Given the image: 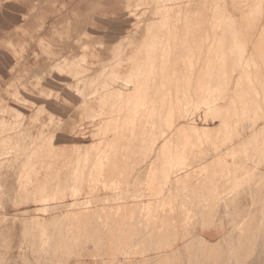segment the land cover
<instances>
[{
	"label": "rangeland",
	"instance_id": "rangeland-1",
	"mask_svg": "<svg viewBox=\"0 0 264 264\" xmlns=\"http://www.w3.org/2000/svg\"><path fill=\"white\" fill-rule=\"evenodd\" d=\"M25 1L26 3L28 2V0ZM25 1L0 0V7L3 6L2 9L0 8V19H6L7 22H11V17H15L14 13L16 15L19 14L15 6L20 4V6L26 7ZM199 1L202 2V5L204 4V0ZM238 1V3H233V5L244 4L242 0ZM10 2L12 3L9 4ZM31 2L34 3L36 8L27 17L34 19L35 25L28 27V29L19 30L17 28L15 31L26 38V41L22 42L23 44L20 47L25 50L23 54L27 55L28 52L29 60L20 59L18 68L22 69L25 63H28L29 67L25 79L21 80L20 92H25V95L27 93L32 97L35 103L32 108L28 106L29 108L22 107V109H18L17 107L21 111V114L13 115L11 113V108L6 105L7 103H22L26 101L22 100L21 97L16 99L14 95L5 99L12 93L11 91H13L15 83L12 82L11 74L5 77L4 72L0 68V82L4 85L11 82L6 88H3L4 93L0 96V102L1 100L3 101L0 107V118L8 126L13 124L19 127L15 131L7 129L6 132L0 129V133L5 135V140H0V220L6 219L8 223H15L14 226L18 234L16 236L19 237L18 241L21 243L15 244V250L14 248L10 249L14 252V263L113 264L118 259L124 262L131 260L137 250V255H139L138 247H140V251L143 250L145 253L150 252L154 254L151 251L153 245V248L161 256L154 258L152 264H171V261L175 260L178 256L177 249L181 250L182 247L186 246L185 240L189 239V244L197 243V240L193 239L203 236L204 229L212 228L217 233L216 237L222 233L221 228L228 231L227 218L229 219V217H224L226 218L224 224L221 222L218 214L223 213L228 215L231 212L229 203L225 200L233 188V171L235 172L233 165L236 161H247V158H249L248 161L253 165L256 164V161L264 162L261 153V149L264 148V131L258 141L253 143L254 146L241 147L234 153L227 155L225 160L227 164L223 165L219 161H216L215 158L208 160L202 164L203 170L193 169L189 177L174 184L173 190H170L169 186L165 187L164 183L169 181V179L160 178L159 172L162 170L164 164H167L169 171L171 164L174 167L181 165L182 161L179 160L178 155L184 159L183 163L186 167L195 168L194 163L196 160H201L200 156L202 154H210L211 148L221 145L225 138L224 132L233 130L232 136H236L239 133L238 130L243 125L250 123L251 118H256L254 113L253 116H249L251 107L244 100L246 93L242 92L239 95L238 91L235 93L233 91L228 95L229 98L225 102H219L221 105L224 104L222 109L225 111H230L231 104L235 107L230 113V119L232 120L228 123L227 130L222 129L217 131L216 129L210 132V129L208 130L206 127L200 128L199 133H196L195 138L192 140L187 143L184 141V144L177 143L178 152H174L173 160L172 153L169 151H167L166 156H162L161 152H159L161 144H152L153 140L157 138L155 133L152 135L145 134L146 129L135 130L132 133V128L125 126L123 122V118L135 120L136 122H144L147 126L153 122L151 117L154 114L153 103L156 98L152 96L147 97L148 91L152 86L144 87L140 86L139 83H133L132 86L138 89L133 90L132 88L129 91L130 93L127 92L128 94L126 93L119 100L116 108L111 111L114 113L113 115L110 113L111 116L107 114L106 107L98 108L100 112L96 113V110L85 106L80 100L77 101L75 99V96H77L76 92L85 95L89 92L92 85L95 86V89L92 87L94 91L96 87L101 86L100 82L102 81L95 77L100 76V71L105 68V65L109 61L118 64L128 53L150 52L148 50L129 51L127 47L133 43L131 36L135 32L134 24H137L141 20H150V15L153 13L151 4L154 2L152 0H30L28 3ZM186 2L187 0L182 1L184 5H186ZM83 3L87 4V12L80 9ZM217 3H219L218 0H210L209 2L212 6H216ZM230 4L228 2V5ZM249 4L255 5L257 4V0L249 2ZM90 10L95 21L103 23L101 27L105 29V35L102 36V32L98 27H95L94 23L89 20L90 16L88 12ZM21 11H23L22 13H26V10ZM6 12L8 13L6 14ZM141 12L145 16H141ZM216 12V10H209L210 17L205 20L211 23L220 22V19L213 17V14ZM104 13L109 14L106 19L101 18ZM41 22H51V24L44 26L57 28L61 31V36L65 38L64 43L61 44L62 46L54 45L53 49H55V53H58L57 58L44 57L43 51H40L42 50L39 46L40 39L48 37L50 34H48V29H43ZM221 27L218 24L198 26L197 30L207 28L214 30L215 33H202L201 36L189 33V42L192 45L201 47L202 53L209 54L211 55L209 57L212 58L215 53L220 52L219 46L208 51L204 48V42L210 40L217 45H221V41L215 40L223 37L216 33ZM224 27L227 28L229 26L225 25ZM237 27L239 29L242 28L240 26ZM12 37H8L7 42L10 50L13 51L10 42L15 39H12ZM102 37L105 39L104 41L101 40ZM127 37L129 38L127 39ZM136 37L138 38L134 42L136 44H134V47H139L140 43L146 45V42L143 40L146 37L145 33H140ZM181 38L182 35H179L177 40L173 42L167 41L169 44L184 45L185 43L182 42ZM200 38L204 39V41L202 42ZM79 42H83L85 46L91 47L82 50L80 52L82 58H78L79 61L84 60L89 62L86 63L85 67L88 66L91 69V73L87 74V79L76 90L73 87L67 89L63 81L57 80L54 82L46 80L45 85L51 91V96L57 97V101L48 100V102H45L41 95L36 94L32 89L28 88L30 74L35 73L36 75L49 77L50 74H57L56 70L59 67H63L66 70L75 69L76 65L74 66L73 64L74 58L70 55L73 54L74 47L80 45ZM103 46H106V49L109 51L102 49ZM113 47L115 50L111 51ZM118 48L121 49L117 50ZM178 48H181V46ZM234 51L236 52V49ZM166 52L173 53L169 49ZM189 52L187 54L193 53L192 51ZM179 53L185 54L184 51H179ZM60 54L64 57H71L69 59V66H61L59 63L61 59L59 57ZM100 54L108 56L105 59H100L98 57ZM33 55H35L34 59L31 58ZM246 55L245 60L249 59V54ZM106 60H108L107 63L102 64ZM35 61L36 64L33 67ZM25 73L19 76L22 78ZM238 75L237 72L233 80H236ZM13 76L15 75L13 74ZM61 78L66 80V83H72L62 76ZM232 84L231 88L235 90V83ZM258 85L260 86V84ZM92 89L91 91L93 92ZM257 90L260 91L261 87L257 88ZM134 92L140 93L137 96ZM203 93L207 96V92L203 91ZM250 96H253V98L257 97L255 93ZM163 97L165 98L166 109H170V102L172 100L176 101V99H172L170 93L165 91L160 93L157 101ZM15 99L21 102H17ZM257 99L264 101L263 96H259ZM160 107L162 105H158L156 111ZM199 111L201 113H197V115L199 116L200 114L202 116V109H199ZM241 111H245L246 114L242 117L237 116V113ZM261 113H264V105L257 112L258 115ZM201 116H199L200 120L199 118L197 119V124L199 125L204 124ZM159 121L157 120V124ZM42 131L45 133L44 135L51 134L54 138L58 137L53 141V148L55 150L60 146L78 147L83 146L84 143L95 142L96 137L94 138L93 136L96 134L102 140V145L98 154L93 157H83L80 162L77 161L78 157L75 153H61V157L55 162V165H69L68 168L63 170V175L66 176L56 177L57 168L51 170L42 169L41 172L50 173V175L33 180V185L36 187H47L48 190L55 187L56 192L53 194L44 195L43 199H41L42 196L39 194L25 196L26 200L16 199L13 192H16V189L19 188L17 184L20 181L18 174L28 160L29 154L39 148V144L42 141L40 136V134H43L41 133ZM180 135L179 132H176L177 137H182ZM66 136H70V139L67 142L59 144V137L63 139ZM196 137H198L197 140ZM15 144H19L21 147L13 150ZM177 158L178 160H176ZM195 164L199 165V161ZM79 165H87V167L95 165L97 168H95L93 173L88 175L90 169L84 173L82 169L77 170L76 166ZM100 165L104 167L100 169L98 167ZM237 172L245 176L242 187L245 191L247 187L259 183L260 179H264L261 173L251 168H241ZM213 174L215 176H212ZM7 182H12V184L14 182L15 185L11 186ZM62 182L65 184L67 182L68 185L61 184ZM73 184L80 190V193H77L76 196L75 192L71 190ZM61 188H63V191H60ZM94 188H98L99 191L94 192ZM12 189H14L13 192L11 191ZM219 195L224 197L225 204L221 211L215 205L217 204ZM35 197L37 200L40 199L36 201ZM72 203H77L78 205L70 207L69 205ZM215 208L216 210L214 211ZM212 211L216 213L214 214V217H216L214 218L212 215L211 217L214 219L209 217L211 221L207 219L209 221L207 223L205 218L203 220L204 224L201 223L202 214ZM169 214L171 218L167 220ZM108 222L112 223V225H105ZM147 223L150 225H146ZM221 224L225 226L219 228ZM68 228L73 230L85 229L88 231L105 228L107 234L104 232L102 242L94 245L92 248L74 246L63 250V239L55 235V231H64ZM136 230H143L144 232L161 231L162 235L169 233L171 236L169 239L165 237L161 245L154 246L156 244L154 241L155 244L144 240V238H139L138 233L135 232ZM213 237H206L205 240H213ZM109 239H111L110 246L112 249L108 254H103V249L102 251L100 249ZM139 239H143V242L140 243ZM61 250L63 255L56 256L55 252L58 254L57 251L61 252ZM143 251L142 253H144ZM169 253H174V258Z\"/></svg>",
	"mask_w": 264,
	"mask_h": 264
},
{
	"label": "bare ground",
	"instance_id": "bare-ground-1",
	"mask_svg": "<svg viewBox=\"0 0 264 264\" xmlns=\"http://www.w3.org/2000/svg\"><path fill=\"white\" fill-rule=\"evenodd\" d=\"M152 1L154 2L151 4L153 13L150 15V20H141L137 24H134L135 32L132 33L133 36H131L133 43L127 47L129 51L148 50L150 52L128 53L118 64L110 61L107 63L108 60L105 62L101 61L102 64L107 63L105 68L100 71V76L95 77L102 81L100 82L101 86L96 87L94 91L92 87L95 89V86L92 85L89 92L85 95L76 92L77 96H75V99L77 101L80 100L85 106L96 110V113L100 112L98 108L106 107L107 114L110 115V113H112L111 111L118 105L119 100L124 97L127 92L130 93L129 91H131L132 88L133 90L138 89L132 86L133 83H139L140 86L144 87L152 86L148 91L147 97L152 96L156 98L153 103L154 114L151 117L153 122L148 126L144 122H136L135 120H128L126 118H123V122L125 126L132 128V133H134L135 130L140 131L142 129H146L145 134L148 135L155 133L157 138L153 140L152 144L155 145L160 143L161 148H159V152H161L162 156H166L167 151H169L172 153V160L174 152H178L177 143H183L184 141L187 143L192 140L195 138L196 133H199L200 128L206 127V129H210V132L216 129L217 131L228 129V123L232 120L230 119V113L235 107L231 104L230 111H225L222 109L224 104L221 105L219 102H225L229 98L228 95L233 91L234 93L238 91L239 95H241L242 92L246 93L244 100L246 104L251 107L249 116H253V113L254 116H256V118L253 117L250 119V123L243 125L238 130L239 133L236 136H232L233 130L224 132L225 138L221 145L211 148L210 154H202L200 156L201 160H196L195 162L197 163V161H199V165L194 163L196 166L195 168L186 167L183 163L184 159L180 157V155L178 156L179 160L182 161L181 165L174 167L173 164H171L169 171L167 164H164L162 170L159 172V176L165 180L169 179L164 185L165 187L169 186V189L173 190L174 184L189 177L193 169L203 170L204 168L201 166L208 160L215 158V160L219 161L221 164H227L225 161L227 155L234 153L241 147L254 146L253 143L258 141L264 131V113L260 115L257 114L264 105V101L257 99L259 96L264 97V0H257V4L255 5L249 4V2H255V0H242V2H244L242 5H233V3H238V0H218L219 3H217L216 6L210 5V0H204L203 5L199 0H187L186 5L182 3L183 0ZM28 2H30V0H28ZM28 2L26 3L25 1L26 7L20 6V2L17 3L19 5L15 7L17 12L20 11L21 13L18 15L14 13L15 17L12 14V21L2 25V28L6 30L4 31V39L0 40V68L2 72H4L5 77L11 74L12 82L15 83L14 88L12 87V93L5 99L14 95L16 99L21 97L22 100L26 101L22 103L10 102L6 104L10 106L13 115H20L21 111L18 109L28 106L32 108L35 104L29 94L26 93L25 95V92H20L21 80L25 79L29 66L28 63H25L23 68L19 69L18 63L20 59H26V61H28L29 56L28 52L27 55L23 54L25 50L20 47L21 44H23L22 42L26 41L25 36L19 35V33L15 31L17 28H19V30L28 29V27L35 25L34 19H29L27 15H31V11L36 7L33 2ZM228 2L231 4L228 5ZM11 3L12 2L9 4ZM9 4L8 6L10 7ZM86 6L87 4L83 3L80 9L87 12ZM2 7L3 6L0 8L2 9ZM20 9L26 10V13H22L23 11ZM211 9L217 11L213 14V17L220 19V22L216 21L211 23L205 20L210 17L208 11ZM8 12H6V14ZM88 14L90 16L89 20H91L94 26H97L102 32L101 35H105V29L101 27L103 23L95 21L91 10ZM108 15L104 13L101 18L106 19ZM142 15H144V13L141 12V16ZM42 22L41 25L43 29H48V34H50H47L48 37H42L40 39L39 46L42 49L40 51H43L44 57L57 58L58 53H55V49H53L54 45L57 44L58 46H62L61 44L64 43L65 38L61 36V31L57 28L44 26L51 24V22ZM209 24H218L222 26L216 33L223 36L215 39L221 41V45H217L210 40L204 42V48L208 51L219 46L220 52L215 53L212 58L209 57L211 55L202 53L201 47L192 45L188 37L189 33L199 36H201L202 33H215L214 30H209L207 28L197 30L198 26H207ZM225 25L229 27L226 28L224 27ZM237 26L242 28L239 29ZM9 27L12 28L9 29ZM140 33H145L146 37L143 38V40L146 42V45L140 43L141 45L139 44V47L136 48L134 47L136 45L134 42L138 38L136 36ZM179 35H182L181 40L185 43L184 45L168 43V41L173 42L177 40ZM11 36H13L12 39H15L10 42L13 51L10 50L7 42V38ZM128 38L129 37H127V39ZM101 40L104 41L105 39L102 37ZM200 40L202 42L204 41L202 38H200ZM79 43L80 45L74 47L73 54L70 55L74 58L73 64L74 66L76 65L75 69L66 70L63 67H59L56 70L57 74H50L49 77L29 73L28 88L32 89L36 94L41 95L45 102H48V100L57 101V97H52L51 91H49L48 86L45 85L46 80L54 82L57 80L63 81L67 89L73 87L76 90L87 79V74L89 72L91 73V69L88 66L85 67L88 61L78 60V58H82L80 52L91 47L88 45L85 46L83 42ZM136 43L138 44V42ZM179 46H181V48H178ZM102 49L108 50L106 46H103ZM120 49L121 48H118L117 50ZM167 49L173 51V53L166 52ZM235 49L236 52L234 51ZM113 50H115L114 47L111 48V51ZM179 51H184L185 54H180ZM189 51L193 53L187 54L190 53ZM246 54H249V59L247 60H245L247 57ZM34 56L35 55L31 56V58L34 59ZM70 56L64 57L60 54L59 57H61V59L59 63L61 66L70 65ZM107 56L98 55L100 59H105ZM35 64L36 61L33 67ZM80 66H82V68H80ZM237 72L240 76L238 75L237 79L233 80ZM23 73L25 74L21 78L19 75ZM13 74L15 76H13ZM61 76L72 83H66L67 81L63 80ZM10 83L4 85L0 82V96L4 93L3 88H6ZM232 83H235V88L233 86L235 90L231 88V85H233ZM258 84H260V86ZM257 85L261 87L260 91L257 90V88H259ZM165 91L170 93L172 99H176V101L172 100L170 102V109H166L164 97L157 101L160 93ZM203 91L207 92V96H205ZM134 93L138 96L140 92ZM253 93H255L257 97L253 98V96H250L253 95ZM16 99L15 101L21 102ZM193 100H195V102H193ZM2 104L3 101L1 100L0 107ZM158 105H162V107L156 111ZM199 109H202V116L200 114L199 116L202 117L203 125L197 124V119L199 118L200 120L197 113H201L200 111L198 112ZM113 114L114 113H112V115ZM245 114V111H241L237 113V116L242 117ZM157 120H160L158 124ZM0 125V129L5 132L7 129L9 131H15V129L19 128L13 124L8 126L3 122L2 118H0ZM49 128L51 127L49 126ZM43 130H45V128H43ZM176 132H179L182 137H177ZM41 133H43V131ZM44 134L45 133L40 134L42 141L39 144V148L29 154L28 160L18 174L20 181L17 184L19 188L16 189V192H13L14 189L11 190L16 199L26 200L25 196L38 194L41 195V199H43V197H45L44 195L49 193L53 194L56 192L55 187L48 190L47 187H36L33 185V180L39 179L40 177H48L50 175V173H43L41 170L57 168L56 177L66 176L63 175V170L68 168L69 165H55V162L60 159L61 153H75L78 157L77 161L80 162L83 157L88 158L98 154L102 145V140L99 139L98 134H96L93 136L94 138L96 137L95 142L84 143L83 146L78 147H66V145L61 147L59 145L60 147L55 150L53 148V141L58 137L54 138L51 134ZM197 138L198 137H196V140ZM69 139L70 136H66L63 139L59 137V144L67 142ZM0 140H5V135L2 133H0ZM18 147H21V145L15 144L13 150H16ZM261 153L264 160V148L261 149ZM176 160H178V158ZM248 160L249 158H247V161H236L234 163L235 172L233 171L232 178L233 188L230 190L225 200L229 203L231 212H229L228 215L223 213L218 214L221 222L224 224L226 222V216L229 217V219L227 218L228 231L221 228L222 233L216 237L217 233L215 230L212 228H209L210 230L204 229L203 236H198L193 239L197 240V243H194L196 244L195 246H193L194 244L190 243L192 246L189 244V239L185 240L186 246L182 247L181 250L177 249L178 256L175 260L173 259L171 261V264H264V179H260L259 183L247 187L245 191V189H242L243 178H245V176L237 172V170L241 168H251L264 176V162L256 161V164L253 165ZM98 167L101 169L104 166L100 165ZM122 167L124 166L122 165ZM76 168L77 170L82 169L84 173H86V171L88 172L90 169L88 172L89 175L95 171L97 166L92 165L87 167V165H79L76 166ZM12 176L14 177V175ZM212 176H215V174ZM7 184L11 186L13 184L15 185L14 182L13 184L12 182H7ZM61 184L65 183L62 182ZM65 185H68L67 182ZM61 189L60 191H63V188ZM71 190L75 192V196L77 193H80L79 188L74 186V184ZM98 191V188H94V192ZM34 199L38 201L40 198L37 200L35 197ZM77 205V203H72L69 206L76 207ZM215 205H217L216 208L220 211L224 208V197L222 195L218 196L217 204ZM65 206L67 205L65 204ZM65 212L67 211L65 210ZM214 214L216 213L213 211L210 213H203L201 223L204 224L203 220H205V218L207 223L209 222L207 219L211 221L209 217L212 215L214 217ZM213 217L211 218L214 219L216 216ZM170 218L171 216L169 214L167 220ZM206 222L205 224H207ZM224 224L223 226H225ZM14 225L15 223H8L6 219L0 220V264H16L13 261L14 252L11 250L14 246L16 248V245L21 242L18 241L19 237H17L18 234ZM105 225L111 226L112 223L108 222ZM146 225L150 224L147 223ZM215 226L214 228H216ZM221 226L222 224L219 228ZM99 229L88 231L85 229L73 230L68 228L64 231H55V235L62 237L63 250L74 246L92 248L94 245L102 242L104 232L107 234L105 228H102V230ZM135 232L138 233L139 238H144V240L150 241V243L154 241L156 243L153 242V244H155L154 246L161 245L165 237L169 239L171 236L169 233L162 235L161 231H145L149 234H146L143 230H136ZM206 237H213V240H205ZM110 241L111 239L107 240L100 249V251L103 249V254H108L112 249ZM139 242L142 243L143 239H139ZM138 248L139 255H137V250L134 253L135 256L127 262L132 264H152L154 258H159L161 256L160 253L153 248V245L151 251L154 252V254L150 252L145 253L143 250L140 251V247ZM142 251L144 253H142ZM57 252L58 254L55 252L56 256L63 255L62 250L61 252ZM169 255L173 258L175 256L174 253H169ZM127 262L118 259L113 264H130Z\"/></svg>",
	"mask_w": 264,
	"mask_h": 264
},
{
	"label": "crops",
	"instance_id": "crops-1",
	"mask_svg": "<svg viewBox=\"0 0 264 264\" xmlns=\"http://www.w3.org/2000/svg\"><path fill=\"white\" fill-rule=\"evenodd\" d=\"M14 12V11H13ZM18 13H20V11L18 12ZM6 19H0V30L2 31V32H0V40H3L4 38V36H5V33H4V31L6 30V29H3L1 26L2 25H5L6 24ZM12 28V27H11ZM10 27H9V29H11ZM2 35V36H1Z\"/></svg>",
	"mask_w": 264,
	"mask_h": 264
}]
</instances>
